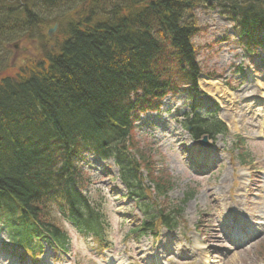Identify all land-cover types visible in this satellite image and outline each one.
<instances>
[{
	"label": "trees",
	"instance_id": "1",
	"mask_svg": "<svg viewBox=\"0 0 264 264\" xmlns=\"http://www.w3.org/2000/svg\"><path fill=\"white\" fill-rule=\"evenodd\" d=\"M67 1L71 5L72 0H0V15L7 13L0 34L10 32L8 41L16 39L14 29L41 28V3L64 6L58 20L65 36L55 52L18 76L3 73L6 58L0 55V128L12 133L0 136V220L10 239L32 256L43 241L65 248L53 203L80 232L100 238L107 226L86 191L83 150L112 160L129 194L140 199L147 218L140 228H151L158 216L171 220L172 211L164 215L149 202L150 193L165 194L171 179L152 170L154 148L148 155L139 150L133 129L138 114L157 109L164 94L180 87L191 105H200L193 10L216 3L229 14L246 52L264 48V0H73L82 6L72 13L63 10ZM213 117L184 114L183 124L198 137L220 131Z\"/></svg>",
	"mask_w": 264,
	"mask_h": 264
},
{
	"label": "rangeland",
	"instance_id": "2",
	"mask_svg": "<svg viewBox=\"0 0 264 264\" xmlns=\"http://www.w3.org/2000/svg\"><path fill=\"white\" fill-rule=\"evenodd\" d=\"M69 3L70 1H67L65 6ZM77 6L82 5L72 0L71 5L63 10L72 13ZM202 6L208 7H200L192 12L195 18L193 24L197 28L192 42L203 73V76L198 75L197 83L207 98L218 103L217 117L226 123L228 117L232 115L236 120L234 125L228 128L227 137L215 138L211 150L215 158L213 163L209 166L201 164V160L206 162L210 158L191 162L189 154L200 155V151L193 150L197 146L172 117V111L181 108L182 102L185 101L181 87L175 95L167 93L157 111L144 113L141 117L139 115L140 124H146L148 128H138L134 131L139 150L148 155L149 148L155 149V152L149 154L152 170L158 174V169H163V174L167 173L171 177L168 199L158 197L162 211H168V207L183 199L187 192L193 193L183 207V214L177 219V227L167 230L157 223L155 236L151 234L138 236V233H130V229L137 227L142 220L139 210L132 199L127 197L122 183L114 178L117 172L112 162L102 161L85 150L80 155L83 159L79 164L91 179L89 184L86 183V188L92 202L99 204L107 217V226L101 233L104 247L98 246L93 239L79 234L73 225L62 219L59 212L54 209L52 213L56 215L57 225L68 235L69 250L67 253L56 251L53 255L48 251L49 254L45 253L35 264H147V260L155 264L162 262L163 264H197L199 257L195 256L192 246L195 243L196 248H201L204 242H210L211 248L205 247V250L199 252H204L206 262L209 264H264V233L249 245L232 249L235 254L232 253L222 260L218 257L220 252L217 251L221 246L211 242L213 237L218 236L219 231L213 228V225L216 224L218 215L223 210L242 204H246L248 208L252 205L257 210V202L258 206L264 205V184L261 183L264 172V128H260L264 115L262 117L263 112L259 115L250 105V102L251 104L256 103L255 101L260 102L257 97L264 96V72L259 70L257 77L253 76L254 66L240 55L233 37L228 36L230 38L228 41L219 39L224 34L234 33L227 20L216 11L219 9L212 8L211 3ZM43 7L45 13L42 11ZM46 7L45 3L38 6L40 13L37 20L42 18L44 21L41 23V28L34 25L35 31L32 33L33 29L25 33L22 30L27 28H17L13 31L18 32L16 34L18 38L8 41L10 32L1 31L0 40H6L0 43V55L4 52L6 58L4 62L6 67L3 71L5 75H21L41 60L46 53L58 49L60 41L65 36L64 26L60 28L58 20L59 9L64 6ZM46 12L50 14L47 15ZM5 14L0 15L1 21H6L3 18ZM52 29L50 36L49 31ZM29 34L32 35L29 37ZM239 68L243 70L242 77L237 74ZM204 76L216 79L217 86L225 95H222V101L209 92L208 86L212 87L210 83L213 82L205 80ZM225 80L226 84L230 83L234 86L232 87L235 92H231V96H227L226 90L224 91L220 86L229 89ZM241 80L244 84H240ZM248 86L249 88L244 90ZM235 101H238L242 108L244 104V109L240 108L244 112L233 107ZM227 105H230V109L225 108ZM260 130L262 135L258 137L261 140L256 142L253 138ZM235 135L244 139V142H236ZM184 149L186 153H183ZM242 152L247 156L249 163L241 164L239 156ZM202 173L206 174L202 175ZM255 177H258L256 184L251 185V180ZM248 180L250 184L246 185ZM7 240H10L9 237L0 233V264H32L26 258L19 261L15 255L2 250L7 248L4 244L11 247V243L9 244Z\"/></svg>",
	"mask_w": 264,
	"mask_h": 264
},
{
	"label": "bare ground",
	"instance_id": "3",
	"mask_svg": "<svg viewBox=\"0 0 264 264\" xmlns=\"http://www.w3.org/2000/svg\"><path fill=\"white\" fill-rule=\"evenodd\" d=\"M174 2H177V0H173ZM248 27H252L251 26V24H248ZM211 85H212V87H210V86H208L210 89H209V92L212 94V95H215V96H217V98L218 99H220V98H222V95H224V92H222L221 90H220V88L218 87V86H216V83L215 82H213V83H210ZM216 86V87H215ZM222 93H221V92ZM225 94L227 95V96H231L232 95V93L230 92V91H228V90H226L225 91ZM225 96V95H224ZM228 100V99H227ZM229 101V100H228ZM42 119L40 118H36V119H33V121H36L37 123H40V121H41ZM231 122H232V124H234V122H235V120H234V118H231ZM229 126H231V124H230V121H229ZM0 136H3V137H5V138H9V137H12V133L9 131V130H7L5 127H2V128H0ZM262 224H264V222H262ZM147 264H155L153 261H149V260H147V262H146Z\"/></svg>",
	"mask_w": 264,
	"mask_h": 264
},
{
	"label": "water",
	"instance_id": "4",
	"mask_svg": "<svg viewBox=\"0 0 264 264\" xmlns=\"http://www.w3.org/2000/svg\"><path fill=\"white\" fill-rule=\"evenodd\" d=\"M53 29H54V28H53ZM53 29L49 31V35H50V36H51V33H52Z\"/></svg>",
	"mask_w": 264,
	"mask_h": 264
}]
</instances>
